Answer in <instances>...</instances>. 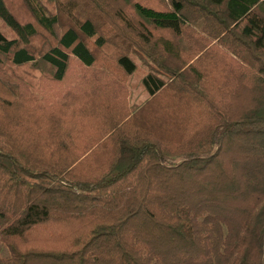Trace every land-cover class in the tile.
Returning a JSON list of instances; mask_svg holds the SVG:
<instances>
[{
    "label": "trees",
    "instance_id": "obj_1",
    "mask_svg": "<svg viewBox=\"0 0 264 264\" xmlns=\"http://www.w3.org/2000/svg\"><path fill=\"white\" fill-rule=\"evenodd\" d=\"M18 1L27 18L0 0V264H264V0ZM132 53L134 108L111 94ZM74 58L112 80L78 95Z\"/></svg>",
    "mask_w": 264,
    "mask_h": 264
},
{
    "label": "rangeland",
    "instance_id": "obj_2",
    "mask_svg": "<svg viewBox=\"0 0 264 264\" xmlns=\"http://www.w3.org/2000/svg\"><path fill=\"white\" fill-rule=\"evenodd\" d=\"M8 1L10 3L11 8H13L14 11L19 16L23 18L28 17L27 12L25 11L24 7L19 3L18 0H8ZM0 25H1V22H0ZM35 41H36L37 46L40 47L44 43V38L39 36L35 38ZM132 57L137 63L136 70L131 75L128 76L125 82L117 83L116 81H114L115 83L113 84V89H111V94H117V97L119 98L125 97L126 99L129 100V103L134 108L135 106L142 104L146 99H150V96L142 83L143 76L149 71V65L146 63L144 59H142L136 53H132ZM89 73H91V75H89ZM46 74H47V70H46ZM105 76H106V73L104 71H101L97 67L95 68L91 67L90 71H87L86 66L82 65L77 58H74V60L72 61V67L70 70L69 77L70 79L74 80L72 81L73 83H77L79 81H82L83 83L82 88L77 90L78 95H83V91H84L83 89L86 88V86L88 85H93V86L98 85L99 87L98 92L102 91L103 83L100 80H104V79H107L108 81L112 80V78L108 76V74H107V77L109 79L106 78ZM54 90H55L54 87H52L51 89L46 87V94Z\"/></svg>",
    "mask_w": 264,
    "mask_h": 264
},
{
    "label": "crops",
    "instance_id": "obj_3",
    "mask_svg": "<svg viewBox=\"0 0 264 264\" xmlns=\"http://www.w3.org/2000/svg\"><path fill=\"white\" fill-rule=\"evenodd\" d=\"M149 94V93H148ZM150 96V95H149Z\"/></svg>",
    "mask_w": 264,
    "mask_h": 264
}]
</instances>
